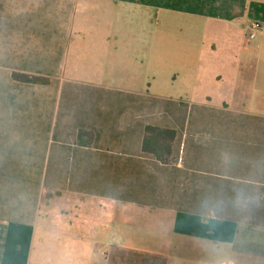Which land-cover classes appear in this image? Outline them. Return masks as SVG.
I'll list each match as a JSON object with an SVG mask.
<instances>
[{
	"label": "crops",
	"instance_id": "obj_1",
	"mask_svg": "<svg viewBox=\"0 0 264 264\" xmlns=\"http://www.w3.org/2000/svg\"><path fill=\"white\" fill-rule=\"evenodd\" d=\"M148 126L177 132L171 164L143 151ZM81 130L94 132L92 147L79 145ZM226 157L238 160L230 174ZM259 158L264 0H0V264H42L37 250L110 264L107 247L127 249L113 213L130 205L174 215L182 230L171 253L148 255L191 264L226 242L235 261L254 253L264 208L243 228L224 221L219 241L190 209L210 184L244 182ZM51 224L67 228L56 246Z\"/></svg>",
	"mask_w": 264,
	"mask_h": 264
},
{
	"label": "rangeland",
	"instance_id": "obj_2",
	"mask_svg": "<svg viewBox=\"0 0 264 264\" xmlns=\"http://www.w3.org/2000/svg\"><path fill=\"white\" fill-rule=\"evenodd\" d=\"M230 83L231 80L226 76L223 81V85H230ZM214 100L216 101V98H214ZM55 199L56 198L54 195H46L43 206L44 209L49 210V208L47 209V206L49 204L47 206L46 204L49 201L53 202ZM66 201L69 203V205L82 204L81 201L73 198H69ZM62 207V204H56L54 202L53 206L50 209L54 213H58V211L62 210ZM101 213L102 212H95L92 215H98L97 217L100 216V219H111L112 215L105 216L103 215V213ZM114 213L113 215L115 222V233L117 234V236L119 235L124 238L122 242L117 241L116 243H122V246L127 249H122L118 246L112 247L111 249L107 247L104 251L108 252L109 254V257L107 258L109 259L110 264H166V258L153 257L148 254L150 251H152L167 255L173 251L172 245L175 241L174 234L182 231L180 229L177 232L175 229H173V220L175 219L174 215L163 214L159 211L153 212L149 209L131 205L127 207L117 206ZM55 225L56 224H51L50 230L48 229L49 235L46 239L49 240V242L51 241L52 245L56 246L57 244H59L56 234L61 235L66 233L67 228L62 226L60 227V225ZM55 230H57L58 232H56ZM214 233H216L217 235L212 236V238L219 241L220 232L218 231ZM250 233H252V231ZM253 233L254 235L256 234L257 237H259V239H256L258 242H254V248H251V250H254V253L236 257L235 261H237V264H264V233L260 231H253ZM139 237H148L150 240H152V243L144 241L141 238L139 239ZM161 241L162 243H160ZM223 243V245H227L226 242ZM258 252H260V255L257 254ZM42 254V251L37 250L36 254L33 256V261L37 263L41 262L42 264H63L61 258L43 257ZM102 258V252H100L98 256H96V259L102 260ZM175 260L178 261V258L170 257V261L175 262ZM65 261L66 264L77 263L76 260L72 259H68ZM190 262L191 264H211V258L202 256L196 259H191Z\"/></svg>",
	"mask_w": 264,
	"mask_h": 264
},
{
	"label": "clouds",
	"instance_id": "obj_3",
	"mask_svg": "<svg viewBox=\"0 0 264 264\" xmlns=\"http://www.w3.org/2000/svg\"><path fill=\"white\" fill-rule=\"evenodd\" d=\"M238 166L235 157L222 159L221 170L230 174ZM264 158L250 162L244 182L210 184L190 209V214L209 233L218 232L226 220H239L246 227L257 210L264 208ZM243 243V241H241ZM207 251L211 264H235L232 250L219 242H209Z\"/></svg>",
	"mask_w": 264,
	"mask_h": 264
},
{
	"label": "trees",
	"instance_id": "obj_4",
	"mask_svg": "<svg viewBox=\"0 0 264 264\" xmlns=\"http://www.w3.org/2000/svg\"><path fill=\"white\" fill-rule=\"evenodd\" d=\"M13 78L25 84L47 85L50 82L47 78L22 73H14ZM176 138L175 130L148 126L145 131L143 151L154 155L162 164L169 165L172 163ZM94 141V132L85 130L79 132L78 143L81 147H92Z\"/></svg>",
	"mask_w": 264,
	"mask_h": 264
},
{
	"label": "built area",
	"instance_id": "obj_5",
	"mask_svg": "<svg viewBox=\"0 0 264 264\" xmlns=\"http://www.w3.org/2000/svg\"><path fill=\"white\" fill-rule=\"evenodd\" d=\"M254 29H258V25H254V27H253Z\"/></svg>",
	"mask_w": 264,
	"mask_h": 264
}]
</instances>
